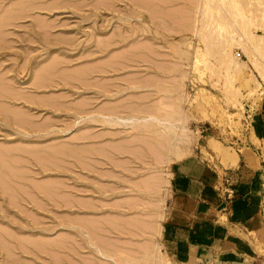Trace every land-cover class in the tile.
Masks as SVG:
<instances>
[{
  "label": "rangeland",
  "instance_id": "374dc122",
  "mask_svg": "<svg viewBox=\"0 0 264 264\" xmlns=\"http://www.w3.org/2000/svg\"><path fill=\"white\" fill-rule=\"evenodd\" d=\"M202 1L0 0V264H264L164 244L203 136L264 147V0Z\"/></svg>",
  "mask_w": 264,
  "mask_h": 264
},
{
  "label": "crops",
  "instance_id": "0c3cea01",
  "mask_svg": "<svg viewBox=\"0 0 264 264\" xmlns=\"http://www.w3.org/2000/svg\"><path fill=\"white\" fill-rule=\"evenodd\" d=\"M203 137L205 152L178 167L164 209V244L180 258L213 250L256 254L255 233L264 243V147L241 150L216 134Z\"/></svg>",
  "mask_w": 264,
  "mask_h": 264
},
{
  "label": "bare ground",
  "instance_id": "6f19581e",
  "mask_svg": "<svg viewBox=\"0 0 264 264\" xmlns=\"http://www.w3.org/2000/svg\"><path fill=\"white\" fill-rule=\"evenodd\" d=\"M220 1V0H219ZM219 1H217L216 0V3H215V7L217 8H222V6H225V5H223L222 3H220ZM227 1V0H226ZM230 1V0H229ZM234 1V0H233ZM247 1V0H246ZM260 1V0H259ZM201 2V1H200ZM212 2H213V0H211V2H210V0H203L202 1V4L205 6L206 5V7L207 6H209V9H210V7H212L211 5H212ZM215 2V1H214ZM257 2V1H256ZM263 2V0H261V3ZM226 3V2H225ZM238 3V2H237ZM250 3V2H249ZM264 3V2H263ZM234 4H235V2H234ZM202 6V5H201ZM203 7V6H202ZM241 7V6H240ZM199 8V7H198ZM216 8L214 9L216 12H219V13H221L220 15H219V17L222 15V14H224L226 11H228V10H226V11H218V10H216ZM236 8H238V7H236ZM204 9V8H203ZM207 9H208V7H207ZM206 8H205V10H207ZM213 9V8H212ZM227 9V8H226ZM230 9V8H229ZM205 10H203V11H205ZM222 10V9H221ZM238 10V9H237ZM243 10V9H242ZM232 11V10H231ZM231 11H228V12H231ZM233 11H235V10H233ZM232 11V12H233ZM252 11V10H251ZM206 12V11H205ZM205 12L204 13H202V14H205ZM208 12V11H207ZM242 12V11H241ZM244 12V11H243ZM253 12V11H252ZM212 13H213V11H212ZM219 13H215V15L217 14V16H218V14ZM207 14V13H206ZM205 14V15H206ZM231 14V13H230ZM234 14V13H233ZM208 15V14H207ZM227 15V14H226ZM225 15V16H226ZM229 15V14H228ZM248 15V14H247ZM203 16V15H202ZM214 16V15H213ZM223 16V15H222ZM233 16H235V15H233ZM239 16V15H238ZM256 16V15H255ZM231 17V16H230ZM236 17V16H235ZM211 19V18H210ZM214 19H216V18H214ZM228 19V18H227ZM217 20H218V18H217ZM222 20V19H221ZM198 22H201V20L200 21H198ZM222 22V21H221ZM222 24V23H221ZM225 25V24H224ZM223 25V26H224ZM228 25H230V24H227V26ZM222 26V25H221ZM226 26V27H227ZM205 27V26H204ZM202 28V27H201ZM206 28V27H205ZM203 30V29H202ZM201 29H199V27H197V29H195V33L197 34V36H198V38H199V41L200 42H204L205 43V45L207 46V50H208V54H211L212 56H213V54H214V50L211 48L212 46L210 45L211 43L209 42V44H208V42H207V44H206V39H208V38H206V39H203L204 38V36L206 35H204V33L205 32H203V33H201V31H202ZM232 31H233V29H232ZM199 33H201V34H199ZM232 34V33H231ZM216 35V34H215ZM208 35H206V37H207ZM231 37L233 36V34L232 35H230ZM209 37V36H208ZM216 37V36H215ZM245 38V37H244ZM234 39V37L232 38V41H234L233 40ZM209 41V40H208ZM235 41H238V39L237 40H235ZM247 41V40H246ZM242 42V41H241ZM219 44L216 42V40H215V47H217ZM245 46V45H244ZM255 46V45H254ZM201 47V46H200ZM219 47V46H218ZM221 48V47H220ZM227 48V47H226ZM248 48V47H247ZM252 50H253V48H252ZM251 50V51H252ZM202 51V50H201ZM225 51H227L228 52V50H225ZM250 51V52H251ZM203 52V51H202ZM225 53V52H224ZM204 54V53H203ZM227 54H229V53H227ZM253 55V54H252ZM206 56V55H205ZM225 56H227L226 54H225ZM229 56V55H228ZM227 56V57H228ZM196 57V56H195ZM229 59V58H228ZM196 60H197V58H196ZM204 60V59H203ZM232 60V59H231ZM235 60V59H234ZM236 61V60H235ZM262 62V61H261ZM227 63V62H226ZM232 63V62H231ZM225 64V63H224ZM237 64V63H236ZM225 66V65H224ZM227 67H228V65H226ZM237 66V65H236ZM256 66H257V70L258 71H260L261 72V74H264V67H262V66H264V65H262V64H259V63H257L256 64ZM231 73V72H230ZM178 114V118L177 119H174L175 117H172V118H167V116H164L165 118H167V119H164L165 121H163L164 122V124H165V128H168V127H172V129L171 130H169L170 132L171 131H173V133H174V135L173 136H175V137H177V143H176V145H175V150H174V154L177 156V157H179V158H181V157H184V156H187V155H189V153H191L192 151H191V148L189 147V144H190V142H191V139H192V137L190 136V134H188V130H186V129H184L185 127H186V124H185V122H186V118H182V112H181V114H179V113H177ZM151 115V114H150ZM151 117V116H150ZM154 118L153 119H155L156 117L155 116H153ZM163 117V118H164ZM183 117H185V115L183 116ZM120 118V117H119ZM152 118V117H151ZM158 118V117H157ZM159 118H160V116H159ZM161 118H162V116H161ZM150 119V118H149ZM172 119V120H171ZM173 119H174V121H173ZM151 120V119H150ZM150 120H148V121H150ZM146 121H147V119H146ZM147 121V122H148ZM151 121H153V120H151ZM155 121V120H154ZM173 121V122H172ZM156 122H158L157 124H159L160 122H162V119H158ZM174 122H176L175 124H173ZM160 125V124H159ZM169 125V126H168ZM163 126V125H162ZM184 127V128H183ZM163 129V128H162ZM164 130V129H163ZM166 130V129H165ZM182 131V132H181ZM179 132H181V133H179ZM176 139V138H175ZM181 142H183L184 143V146L183 145H181ZM170 157V156H169ZM174 158V157H173ZM171 160V159H170ZM173 160V159H172ZM99 247H97V249H98ZM158 251V250H157ZM99 252H102V250H99ZM102 254H104V252L102 253ZM161 255H162V253H160ZM104 255H106V254H104ZM158 257H161V256H159L158 255ZM157 258V257H156ZM162 262H164L165 263V254H163V256H162ZM160 261V260H159ZM161 262V261H160Z\"/></svg>",
  "mask_w": 264,
  "mask_h": 264
}]
</instances>
